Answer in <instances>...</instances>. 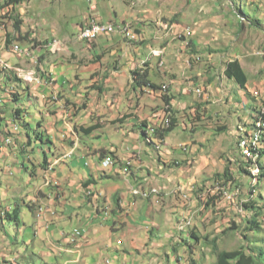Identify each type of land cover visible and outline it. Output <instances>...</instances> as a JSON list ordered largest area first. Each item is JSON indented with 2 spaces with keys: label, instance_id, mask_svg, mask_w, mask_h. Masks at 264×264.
Listing matches in <instances>:
<instances>
[{
  "label": "crops",
  "instance_id": "1",
  "mask_svg": "<svg viewBox=\"0 0 264 264\" xmlns=\"http://www.w3.org/2000/svg\"><path fill=\"white\" fill-rule=\"evenodd\" d=\"M25 1L5 7L0 2L1 16L7 12L10 15L5 20L0 18V43L4 45L0 54V210L1 214L12 211L16 203L20 208L23 205L31 208L26 217L21 210L20 224L0 217V264H104L108 256L113 264H147L146 256L151 258L161 245L155 241L165 235L173 211L171 203L160 199H169L179 184L194 188L198 179L204 177L208 165L205 159L201 161L199 155L196 156L199 154L196 146L191 145L194 139L176 145L173 139L177 135L173 131L162 140L156 133H150L151 126H161L164 120V91L170 90L167 96L174 105L176 125L180 122L176 109L180 108L179 114H183V109L194 104L190 101L188 84H180L183 73L178 69L172 75L160 74L154 64L158 58L151 60L154 57L148 55L151 51L164 54L166 48H151L145 54L137 44L131 48L120 33L94 40H80L77 36L72 39L66 35L65 43L70 46L66 45L65 53L52 52L44 45L53 42L57 38L53 39V35L59 30L52 33L50 27L44 26L53 40L38 42L47 36L25 29L23 20L26 19L22 16ZM108 1L113 5L102 9L110 13L111 19L104 20V10L99 9L98 3L93 11L98 9L99 21L131 23L129 11L123 10V0ZM52 2L30 0L29 7L40 12L39 4H42L46 11V5ZM66 5L78 13V1L73 0L59 1L53 13L58 16L71 13ZM238 6L241 14L248 18L249 27L264 34V20L248 14L242 1ZM13 12L15 15L11 17ZM17 14L22 19L19 30L15 27ZM83 15L84 19L74 26L78 36L91 19L88 12ZM62 29L61 25L60 31ZM256 42L255 47L258 39ZM16 47L31 50L32 54L26 56L17 52ZM30 56L37 59L36 63L43 70H38L37 65L36 70H31ZM248 56L250 54L238 52L227 62L238 59L249 83L251 76L247 68L253 67V71L256 69L253 77L259 81L264 69L251 63L253 56ZM177 61L175 63H179ZM4 66L8 69L4 70ZM135 68L148 71L151 81L161 88H134L132 70ZM18 69L21 72L18 73ZM26 71H37L41 81H28ZM168 76L175 78L169 80ZM248 82L246 88H241L249 96L252 94L254 111L243 118L239 115L236 129L250 126L260 106L259 94L252 90L261 86L249 88ZM86 83L88 99L81 100L82 87L78 86ZM7 105L13 106L11 113L5 109ZM30 107L34 111H30ZM21 121L29 127H24ZM187 129L191 133L199 127L191 129L188 124ZM8 138L12 140L10 144L6 142ZM209 138L204 135L202 141ZM184 143L191 147L180 149ZM106 158L112 160L113 166L103 165ZM182 162L186 164L180 165ZM162 184L168 187L163 188ZM153 188H157L159 194H152L158 193ZM88 189L93 191L92 196L86 194ZM138 190H152V193L145 198L136 194ZM13 229L22 241L14 236Z\"/></svg>",
  "mask_w": 264,
  "mask_h": 264
},
{
  "label": "rangeland",
  "instance_id": "2",
  "mask_svg": "<svg viewBox=\"0 0 264 264\" xmlns=\"http://www.w3.org/2000/svg\"><path fill=\"white\" fill-rule=\"evenodd\" d=\"M29 1L27 0L23 4L25 11L23 15L21 14L26 19L23 20L25 29L30 32H37L40 36H47L41 39L37 38L41 44L57 37V40L55 39L51 46L44 45L52 52L65 53L66 49L64 48L70 46L65 43L66 35L72 39H75L76 36L80 39L77 35V28L74 26L84 19L83 13L87 14L88 12L89 18L98 20L96 17L98 9L97 12L93 11L92 4L88 0H73L74 2L78 1V13L69 5H66L71 13H65L64 16L53 13L54 8L57 10V5L61 0H53L51 4L46 5V8H48L47 10L45 8L46 11L43 10V5L39 4L42 9L40 12L32 11V8L29 7L31 3ZM123 1V10L129 11L128 20L132 23L133 29L140 33L137 40L125 37V42L129 43V46L132 45L131 48L136 44L139 45L145 50V54H148L152 50L151 48L162 50L165 47L166 50L162 56L153 55V51L148 56L154 57L151 60L158 58L154 64L157 70L159 68L160 74L169 72L168 74L172 75L174 70H181L183 74L180 77V84H184V86L188 84L189 86L190 101L194 104L183 109V114H179L180 108L176 109L178 113L177 121L180 122L173 130V133L177 135L173 139L174 143L179 145L183 140L194 139L191 145L196 146V153H199L196 156L199 155L201 161L205 159L208 162L204 177L202 176L199 179L197 177L198 181L194 184V188H185L179 184L176 186V190L171 193V197H168L169 199L165 197L163 200L160 199L162 202L171 203L173 211L165 235L162 238L157 237L158 240L155 241L161 245L156 247L157 251L152 253L151 258L145 255L148 259L147 264H215L216 253L213 252L212 246L205 242L211 243L213 239L216 240L219 250L241 248L245 242L241 233L242 227L245 220L250 217V215L247 217L246 212L240 211L241 205L253 196L255 199L257 198L258 206H264V187L258 185V180L245 171L247 170L245 166L248 164L244 158L248 161L251 158L242 154L241 138L235 123L239 121V115L243 118L244 115L253 113L254 100L251 97L252 94L249 93V96L235 80L229 79L224 74L228 59L234 58L238 52L245 55L250 54L248 57L253 56L250 62H255L257 65L259 64L257 67L262 66V69H264V48L262 47L264 45V34H261L263 33L261 30L249 27L248 18L237 9L242 1L248 14L264 20V0ZM0 2H3V0ZM96 2L97 5L99 3L100 10L110 8L113 5L108 0H96ZM114 3L117 4V1ZM50 6L51 8H49ZM103 12L104 20L109 21L111 19L110 13L106 10ZM14 15L13 12L11 17ZM9 16V12L2 14V16L0 14V18L3 20L9 18ZM17 16L19 15L17 14ZM112 18L115 19L116 17L112 16ZM54 19L59 24H56ZM115 21L120 22L119 20ZM61 25L63 29L60 31ZM44 26L50 27V30L54 31L52 33L59 30L58 34L56 33L57 36L53 35V39H51L52 36L48 35V29ZM259 38L262 40L260 41ZM257 39L259 42L255 47L253 44L257 43ZM38 42L33 47H36ZM0 45L4 47L3 44L0 43ZM131 50V52H134L133 49ZM32 56L31 65H33V69L31 70H36V65L38 70H43L39 66L40 64L36 63L37 59ZM178 58L180 60L177 61ZM161 60L164 61L163 65H160ZM175 60L179 63H175ZM252 68L250 66L247 68L251 76L248 84L249 88H255V85L261 86L256 88V91L255 89L252 90L259 94V105L261 106V103L264 104V83L262 82L264 76L256 81L257 79L253 77L256 69L253 71ZM3 69L7 70L8 68L3 67ZM177 74L175 77L178 76ZM175 77L168 76L167 79L171 80ZM214 82L212 88L210 85ZM164 85L169 88L168 84ZM87 86L88 83L78 86L79 88L82 87L83 97L81 100L88 99ZM169 93V89L164 91L163 98ZM204 98L209 100L205 102ZM167 105L166 102L162 105L165 110L164 120L161 123L163 124L162 128L167 126L168 118H170L166 115ZM195 106L196 109H194ZM5 109L11 113L13 106L7 105ZM191 109L194 110L191 112ZM29 110L34 111V108L30 107ZM174 114L176 115V112L172 104L173 117ZM43 115L47 119L46 112ZM38 118L40 119L41 116ZM249 118L251 119L250 116ZM188 124L191 129L195 126H198L199 130L202 129L201 134L192 136L194 132L199 130L196 129V131H190L191 133H189L185 130ZM204 135L210 136L205 142L202 141ZM191 145L184 143L180 149L185 147L188 150ZM185 164V162H182L180 165ZM228 168L230 178L223 176ZM256 185V191L253 192V195L250 194L251 188ZM165 186L168 187L166 184ZM165 186L162 184L163 188H166ZM225 189L228 191L226 195ZM167 193L169 192L167 191ZM229 195H233V198H229ZM21 208L22 215L26 217L30 212V208L28 205H23ZM181 208L182 213L180 212ZM261 220H263V230L261 232L254 231V234H257L259 238L264 237V216L261 217ZM231 227L235 228L232 229ZM192 230L198 232V240L190 236ZM12 232L20 241L23 240L22 237H18L19 235H17L15 229ZM106 260H108L107 257ZM110 263L113 264L112 261Z\"/></svg>",
  "mask_w": 264,
  "mask_h": 264
},
{
  "label": "trees",
  "instance_id": "3",
  "mask_svg": "<svg viewBox=\"0 0 264 264\" xmlns=\"http://www.w3.org/2000/svg\"><path fill=\"white\" fill-rule=\"evenodd\" d=\"M25 0H3L2 6H16L20 3L24 2ZM240 12V7L237 8ZM241 13V12H240ZM19 15V14H18ZM19 16L15 17V27L19 30L20 25L22 23L21 17L18 19ZM225 75L232 80H235L242 88H246V84L248 82V76L244 68L242 67L240 61L238 59H234L232 61L227 62L226 68L224 70ZM132 78H133V87L139 88L143 86H149L154 89H159L156 83L152 82L149 77L148 71H142V69L135 68L132 70ZM168 87V86H167ZM170 97L165 96V102L170 104ZM19 111V110H17ZM17 119H20L17 117ZM24 127H29L26 122L21 121ZM176 126V119L173 117L171 121V125L168 128H159L156 132V136L159 137L161 140L164 139ZM256 126V122L249 126V128H254ZM240 128V127H239ZM240 134V133H239ZM243 135L240 134L239 137L241 138ZM260 156L263 157L264 147L260 148ZM247 161L246 168L248 170L249 166L253 164H257L259 166V174L254 176L250 171H247L248 174L254 176L255 179L258 180V185L264 187V161L262 158L257 159V161H253L249 159ZM245 161V162H246ZM223 176L230 178L229 175V168L225 170ZM257 185L251 188L250 194L253 195V192L256 191ZM264 200V197H263ZM264 205V204H263ZM30 207V206H29ZM258 206L257 198L255 199L253 196L250 197L247 201L243 202L241 205L242 211L246 212L247 217H250L245 220V224L242 227V235L245 239L244 246L235 250H219L217 246L216 240H212L210 242H205L206 244L212 246L213 252L216 253V262L215 264H264V237L259 238L257 234H254L255 230L261 232L263 230V220L261 217L264 216V206ZM31 208V207H30ZM241 211V212H242ZM250 211V212H249ZM0 217H4L15 224H20L21 221V208L20 204L16 203V206L13 208L12 211L6 210L5 214H1L0 210ZM232 228V227H231ZM230 228V229H231ZM233 227L232 229H234ZM192 238L194 237L196 240L199 239L198 232L192 230L191 235ZM191 238V237H190ZM261 241V242H260Z\"/></svg>",
  "mask_w": 264,
  "mask_h": 264
},
{
  "label": "bare ground",
  "instance_id": "4",
  "mask_svg": "<svg viewBox=\"0 0 264 264\" xmlns=\"http://www.w3.org/2000/svg\"><path fill=\"white\" fill-rule=\"evenodd\" d=\"M100 31H107V24H100ZM128 34L134 35V40H137L139 37V34L133 29L132 26L128 27ZM46 45L47 44H45V46ZM51 45L52 44H50L49 46H51ZM1 46L2 45H0V47ZM158 52H160V54H158L157 51H154L153 53L155 55L161 56L162 52L161 51H158ZM163 64H164V61L161 60L160 65H163ZM5 68H8V67H5ZM18 71L21 72V70H18ZM24 73H26L25 76L27 79L38 81V82L41 81L39 79V77L37 76L36 71H29L28 73L26 71ZM31 82H33V81H31ZM198 89H200V88H198ZM196 91H197V89H196ZM200 91H201V89H200ZM166 107L168 108L166 115L170 116V118H168V124L164 128H168L171 125V121H172V110H171L170 104H168ZM254 122H256V126L254 127L256 129L248 128L249 126L248 127L243 126V127H240L238 129V133L243 135L241 137V140H240V147H241L242 154L246 157H250L253 161H257V159L261 158L260 148L264 147V104L263 105L261 104V106L258 107V109L256 110V112L254 113V115L252 117V121H251L250 125H252ZM154 129H155V133H156L158 130V127L154 126ZM150 133L154 134L153 132H150ZM238 143H239V138H238ZM106 160L108 161V166L113 164V162L110 158H106ZM244 160L246 161L245 158H244ZM104 165H105V162H104ZM249 169L251 170L253 175H255V176L258 175L259 166L257 164L256 165L253 164V165L249 166ZM154 191H156V190H154Z\"/></svg>",
  "mask_w": 264,
  "mask_h": 264
},
{
  "label": "built area",
  "instance_id": "5",
  "mask_svg": "<svg viewBox=\"0 0 264 264\" xmlns=\"http://www.w3.org/2000/svg\"><path fill=\"white\" fill-rule=\"evenodd\" d=\"M91 2L92 4V9H95L96 7V1L95 0H88ZM100 24H107V31H100ZM132 26L130 23L125 22V23H115V22H101L99 20H95V19H90V22L81 29L80 33H79V38L83 39V40H94L102 35H109V34H113V33H120L125 37H128L132 40H134V35H130L128 34V27ZM53 43V42H51ZM48 43L47 47L51 44ZM46 47V48H47ZM4 49V47H0V54L2 52V50ZM17 52H21L23 54H32L31 50H27V49H23L21 50L19 47H16L15 49ZM3 63V60H2ZM200 93V92H199ZM263 105V104H262ZM2 116V112H0V117ZM150 131L155 133V129L154 126L150 127ZM11 138L6 139L7 143H11ZM105 162V166H108V161L104 160ZM228 191L225 189V195ZM89 194H91V191L88 192ZM235 195V194H233ZM233 195H229V198H233ZM240 211H242V209L240 208ZM111 261L108 259L106 260V264H111Z\"/></svg>",
  "mask_w": 264,
  "mask_h": 264
},
{
  "label": "clouds",
  "instance_id": "6",
  "mask_svg": "<svg viewBox=\"0 0 264 264\" xmlns=\"http://www.w3.org/2000/svg\"><path fill=\"white\" fill-rule=\"evenodd\" d=\"M96 4H97V2H96ZM96 8V7H95ZM110 22H112V21H110ZM114 22V21H113ZM89 23V22H88ZM116 23V22H115ZM121 23H123V22H121ZM118 24H120V23H118ZM131 24V23H130ZM132 25V24H131ZM137 32V31H136ZM138 33V32H137ZM139 34V33H138ZM140 35V34H139ZM153 55H155L154 53H153ZM163 55V54H162ZM161 55V56H162ZM158 56V55H157ZM168 91V90H167ZM170 106H171V110H172V105L170 104ZM258 109V108H257ZM172 118H173V115H172ZM163 125V124H162ZM161 125V126H162ZM161 126H159L158 125V127H160L161 128ZM158 131V130H157ZM105 160V159H104ZM104 165V164H103ZM105 166V165H104ZM110 166H113V165H110ZM248 170V169H247ZM248 171H250V170H248ZM251 172V171H250ZM252 173V172H251ZM259 174V173H258ZM255 176V175H254ZM254 176H252L253 178H254ZM153 189H157V188H153ZM158 190V189H157ZM89 191H91V194H89L88 192ZM139 191V193H136V194H141L143 197H145V198H148L149 197V193L151 192L152 193V190L151 191H149V192H141L140 190H138ZM144 193H147L148 195L147 196H144L143 194ZM86 194L88 195V196H92L93 195V191L91 190V189H88V190H86ZM152 194H159V190H158V193H152ZM242 209V208H241ZM2 214H5V211H3L2 212ZM77 234V233H76ZM110 261H112V258L111 257H107ZM113 262V261H112ZM104 264H106V258H105V260H104Z\"/></svg>",
  "mask_w": 264,
  "mask_h": 264
}]
</instances>
